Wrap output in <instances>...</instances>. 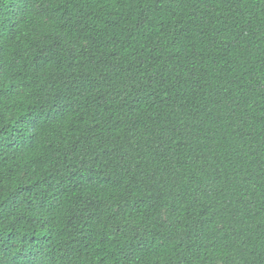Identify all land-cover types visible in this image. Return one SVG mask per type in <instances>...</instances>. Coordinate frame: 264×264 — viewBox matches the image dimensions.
I'll return each instance as SVG.
<instances>
[{"label":"trees","instance_id":"1","mask_svg":"<svg viewBox=\"0 0 264 264\" xmlns=\"http://www.w3.org/2000/svg\"><path fill=\"white\" fill-rule=\"evenodd\" d=\"M0 264H264V0H0Z\"/></svg>","mask_w":264,"mask_h":264}]
</instances>
